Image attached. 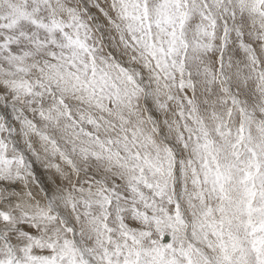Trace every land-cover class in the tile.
Instances as JSON below:
<instances>
[{
  "label": "snow or ice",
  "instance_id": "6c2138e0",
  "mask_svg": "<svg viewBox=\"0 0 264 264\" xmlns=\"http://www.w3.org/2000/svg\"><path fill=\"white\" fill-rule=\"evenodd\" d=\"M0 264H264V0H0Z\"/></svg>",
  "mask_w": 264,
  "mask_h": 264
}]
</instances>
